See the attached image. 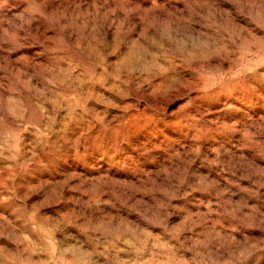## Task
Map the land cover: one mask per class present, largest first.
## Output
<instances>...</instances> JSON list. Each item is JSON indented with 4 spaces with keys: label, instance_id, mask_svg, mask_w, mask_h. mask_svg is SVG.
<instances>
[{
    "label": "rangeland",
    "instance_id": "obj_1",
    "mask_svg": "<svg viewBox=\"0 0 264 264\" xmlns=\"http://www.w3.org/2000/svg\"><path fill=\"white\" fill-rule=\"evenodd\" d=\"M0 264H264V0H0Z\"/></svg>",
    "mask_w": 264,
    "mask_h": 264
},
{
    "label": "bare ground",
    "instance_id": "obj_2",
    "mask_svg": "<svg viewBox=\"0 0 264 264\" xmlns=\"http://www.w3.org/2000/svg\"><path fill=\"white\" fill-rule=\"evenodd\" d=\"M222 48H223V47H222ZM220 50H222V49H220ZM224 51H225V50H224ZM228 51H229V50H228ZM191 52H192V51H191ZM194 54H195V53H194ZM198 54H199V53H198ZM207 54H208V53H207ZM227 55H228V54H227ZM195 56H196V55H195ZM193 58H194V55H193ZM212 58H213V57H212ZM195 59H196V58H195ZM219 59H220V58H219ZM198 60H199V59H198ZM201 60H202V59H201ZM133 61H134V60H133ZM143 61H144V60H143ZM224 61H225V60H224ZM191 62H192V61H191ZM204 62H205V61H204ZM219 62H220V61H219ZM221 62H222V61H221ZM129 63H130V62H129ZM134 63H135V62H134ZM139 64H140V63H139ZM141 64H142V63H141ZM224 64H225V63H224ZM127 65H128V64H127ZM129 65H130V64H129ZM188 65H189V64H188ZM193 65H194V64H193ZM193 65H192V66H193ZM195 65H196V64H195ZM199 65H200V64H199ZM144 66H145V65H144ZM186 66H187V65H186ZM200 67H201V66H200ZM222 67H223V66H222ZM226 67H227V66H226ZM231 67H232V66H231ZM231 67H230V68H231ZM135 68H136V67H135ZM135 68H134V69H135ZM145 68H146V67H145ZM147 68H148V67H147ZM182 68H183V67H182ZM230 68H229V69H230ZM159 69H160V68H159ZM222 69H223V68H222ZM124 70H125V69H124ZM157 70H158V69H157ZM165 70H167V69H165ZM131 71H132V70H131ZM141 71H143V69H142ZM149 71H151V70L149 69ZM149 71H148V72H149ZM220 71H221V70H220ZM133 72L135 73V71H133ZM133 72H132V73H133ZM156 72H159V71H156ZM166 72H167V71H166ZM125 73H126V72H125ZM128 73H129V72H128ZM130 73H131V72H130ZM144 73H145V72H144ZM151 73H153V72L151 71ZM159 73H162V72H159ZM157 75H158L157 73H154V74L146 73V76H145L144 80H142V81H143V82H144V81H147V80H149V79H151L152 77H155V76H157ZM130 76H131V75H130ZM130 76H127V77H126V80H127V81L130 79V78H129ZM139 76H140V75H139ZM139 76H137V77H139ZM159 76H160V75H159ZM165 76H167V75L165 74L164 77H165ZM108 77H109V76H108ZM120 77H121V76H120ZM124 77H125V76H124ZM160 77H161V76H160ZM116 78H117V77H116ZM139 78H141V77H139ZM139 78H138V79H139ZM121 79H122V78H121ZM131 79H132V78H131ZM141 79H143V78H141ZM169 79H170V78H169ZM113 80H114V79H113ZM164 80H165V79H164ZM136 81H137V80H136ZM150 82H151V81H150ZM165 82H166V81H165ZM139 84H140V83H139ZM162 88H163V87H162Z\"/></svg>",
    "mask_w": 264,
    "mask_h": 264
}]
</instances>
